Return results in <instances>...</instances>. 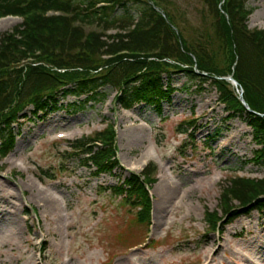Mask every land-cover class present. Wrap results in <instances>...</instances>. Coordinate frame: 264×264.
I'll return each instance as SVG.
<instances>
[{"label":"rangeland","instance_id":"obj_1","mask_svg":"<svg viewBox=\"0 0 264 264\" xmlns=\"http://www.w3.org/2000/svg\"><path fill=\"white\" fill-rule=\"evenodd\" d=\"M161 6L188 40L211 34L204 0H162ZM246 6L253 10L249 29L264 31V0ZM141 8L129 3L113 16L138 21ZM21 23L3 18L0 32ZM164 84L173 95L161 112L147 105L123 110L114 99L119 89L112 86L101 90L98 101L60 95L59 110L49 115L25 110L27 119L14 129L15 149L0 162V264H264L263 212L231 223L227 217L220 231L211 230L207 217L218 210L223 215V190L231 179L264 178V167L253 162L259 146L251 129L242 117H231L211 81L173 73ZM109 124L116 127L120 162L113 172L94 176L83 165L86 155L63 156L69 141ZM63 131L70 139L51 144L50 136ZM149 164L157 169L151 227L141 226L136 211L109 191ZM165 185L173 188L168 198Z\"/></svg>","mask_w":264,"mask_h":264},{"label":"trees","instance_id":"obj_2","mask_svg":"<svg viewBox=\"0 0 264 264\" xmlns=\"http://www.w3.org/2000/svg\"><path fill=\"white\" fill-rule=\"evenodd\" d=\"M161 1L0 0V19L8 15L24 19L13 31L0 32V154L13 150L14 125L28 107L36 115H47L59 110L60 95L98 101L99 89L112 86L120 90L121 107L142 104L161 112L163 102L173 95L171 86L164 84L165 76L182 73L201 83L212 82L231 117H242L252 130L259 146L253 161L264 167V31L249 30L253 10L246 6L248 0H204L210 10L211 34L199 41L185 37L177 18ZM102 2L106 6L96 8ZM129 3L142 5L133 30H128L132 19L126 22L113 16L117 7L127 8ZM49 11L61 14L47 16ZM102 25L104 31L126 33L107 36L85 30V26ZM231 75L252 111L231 90L225 79ZM77 143L83 154L65 156L86 155L83 165L95 169L94 176L120 167L112 126ZM155 175L151 164L141 175L131 174L112 189L123 205L136 210V220L142 225L151 223L148 187L157 182ZM255 210L264 213V179L233 178L223 190V216L219 211L207 216L211 229L219 230L225 218L234 221Z\"/></svg>","mask_w":264,"mask_h":264},{"label":"bare ground","instance_id":"obj_3","mask_svg":"<svg viewBox=\"0 0 264 264\" xmlns=\"http://www.w3.org/2000/svg\"><path fill=\"white\" fill-rule=\"evenodd\" d=\"M141 137H137V138H135L134 139V141H135V144L137 145V144H139L140 142H141V139H140ZM149 153V152H148ZM149 156H150V154H149ZM148 156V157H149ZM147 158V157H146ZM144 161H146L145 159H144ZM143 160L142 161H140V162H144ZM167 180L172 184V185H174V182L172 181V179H169V178H167ZM163 192H165L167 195H165V198H168L169 196H170V194H171V192H172V190H173V188L171 187V186H169V185H165L163 188ZM163 214H164V211L161 213V215H159V217L157 218V219H159V218H161L162 216H163ZM160 220V219H159ZM158 220V221H159ZM255 264H256V262H255Z\"/></svg>","mask_w":264,"mask_h":264},{"label":"water","instance_id":"obj_4","mask_svg":"<svg viewBox=\"0 0 264 264\" xmlns=\"http://www.w3.org/2000/svg\"><path fill=\"white\" fill-rule=\"evenodd\" d=\"M231 80L233 81L234 84H236V82L231 78ZM241 101L244 103V105L248 108V105L244 102L243 98L241 97Z\"/></svg>","mask_w":264,"mask_h":264}]
</instances>
